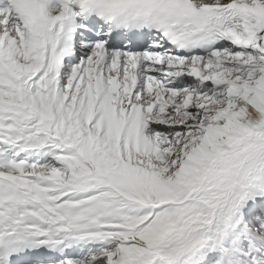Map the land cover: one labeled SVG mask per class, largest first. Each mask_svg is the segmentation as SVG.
I'll list each match as a JSON object with an SVG mask.
<instances>
[{"label": "snow or ice", "instance_id": "obj_1", "mask_svg": "<svg viewBox=\"0 0 264 264\" xmlns=\"http://www.w3.org/2000/svg\"><path fill=\"white\" fill-rule=\"evenodd\" d=\"M0 264H264V0H0Z\"/></svg>", "mask_w": 264, "mask_h": 264}]
</instances>
